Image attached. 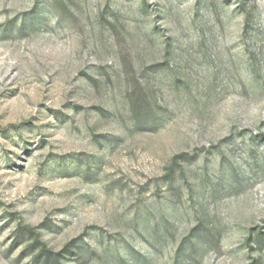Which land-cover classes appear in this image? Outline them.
Wrapping results in <instances>:
<instances>
[{"label":"rangeland","instance_id":"rangeland-1","mask_svg":"<svg viewBox=\"0 0 264 264\" xmlns=\"http://www.w3.org/2000/svg\"><path fill=\"white\" fill-rule=\"evenodd\" d=\"M0 264H264V0H0Z\"/></svg>","mask_w":264,"mask_h":264}]
</instances>
